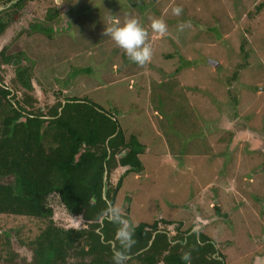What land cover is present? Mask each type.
Segmentation results:
<instances>
[{"label": "rangeland", "instance_id": "1", "mask_svg": "<svg viewBox=\"0 0 264 264\" xmlns=\"http://www.w3.org/2000/svg\"><path fill=\"white\" fill-rule=\"evenodd\" d=\"M177 5L180 16L171 12ZM128 16L148 32L143 65L104 35ZM156 18L167 32L151 29ZM2 50L14 59L0 75L16 100L35 98L45 111L66 97L89 99L145 146L141 173L109 175L111 187L123 176L114 206L132 227L157 221L171 238L194 229L221 248L225 264H264V0H29L0 35ZM17 68L30 90L15 81ZM47 204L56 227H86L56 194ZM42 227L0 215V255L9 249L29 261L24 243Z\"/></svg>", "mask_w": 264, "mask_h": 264}, {"label": "trees", "instance_id": "2", "mask_svg": "<svg viewBox=\"0 0 264 264\" xmlns=\"http://www.w3.org/2000/svg\"><path fill=\"white\" fill-rule=\"evenodd\" d=\"M10 1L0 0V5ZM27 1L18 0L0 12V35L10 22L18 19ZM51 11L45 15L49 23L57 17ZM3 16L8 19L3 20ZM74 16L79 20L81 14L77 12ZM31 30L49 32L37 24ZM4 51L0 52V65H9L14 59ZM15 72V81L30 90L31 80L25 69L17 68ZM15 98L0 75V215L34 219L43 227L24 243L31 253L29 261L17 259L18 255L9 249L0 255V261L3 264H113L112 250L120 247L115 239L118 225L107 220L106 211L109 204H115L123 176L111 187L109 175L116 167H127L124 174L141 173L140 156L145 146L136 135L126 136L114 115L89 99L66 97L43 111L33 107L35 98L26 96L24 101ZM104 172L105 198L102 197ZM4 179L10 181L2 183ZM52 194L57 195L66 212L80 215L86 227L81 230L56 227L47 204ZM189 231L169 238L166 232L157 231V221L133 227L134 243L125 264L160 261L222 264L213 257L214 242L200 231ZM7 244L5 240L2 249Z\"/></svg>", "mask_w": 264, "mask_h": 264}, {"label": "clouds", "instance_id": "3", "mask_svg": "<svg viewBox=\"0 0 264 264\" xmlns=\"http://www.w3.org/2000/svg\"><path fill=\"white\" fill-rule=\"evenodd\" d=\"M182 11L179 5L171 9L175 16H180ZM184 26V23L180 25L181 30ZM151 29L163 34L167 32V25L162 19L156 18L151 22ZM104 35L109 36L118 47L122 48L132 62L143 65L150 61L152 49L147 43L148 32L135 16H128L123 23L110 22L104 28ZM106 218L109 222L118 225L115 239L120 247L112 250L113 264H125L128 260L127 252L134 243L132 224L121 216L118 207L111 204L107 207Z\"/></svg>", "mask_w": 264, "mask_h": 264}, {"label": "flooded vegetation", "instance_id": "4", "mask_svg": "<svg viewBox=\"0 0 264 264\" xmlns=\"http://www.w3.org/2000/svg\"><path fill=\"white\" fill-rule=\"evenodd\" d=\"M120 168H122V167H116L115 169H114V172L117 174V171H120L119 169ZM63 206V205H62ZM64 208V207H63ZM68 213V212H67ZM69 214V213H68ZM69 215H71V214H69ZM73 216V215H72ZM77 216H80V215H77ZM77 216H74V217H77ZM85 223V222H84ZM85 226V225H84ZM70 229H72V228H70ZM81 229H83V228H81ZM81 229H79V230H81ZM73 230H75V229H73ZM157 231L158 232H166L167 233V235H168V237L169 238H171L170 236H169V231H164V230H158L157 229ZM175 232L178 234L180 231H177V229H175ZM191 232H197V231H195L194 229H191L190 231H189V233H191ZM155 235V233H153V235L152 236H154ZM213 241V240H212ZM214 242V241H213ZM174 243V242H173ZM213 246H214V249H215V252H214V254H213V257L215 258V259H217V260H219L222 264H225V257H224V255H223V253H222V251L220 250L221 248H218L217 247V245L214 243L213 244ZM256 251V253H257V250H255ZM219 254H220V256H219ZM163 264L161 261L160 262H158L157 264Z\"/></svg>", "mask_w": 264, "mask_h": 264}, {"label": "water", "instance_id": "5", "mask_svg": "<svg viewBox=\"0 0 264 264\" xmlns=\"http://www.w3.org/2000/svg\"><path fill=\"white\" fill-rule=\"evenodd\" d=\"M17 1H18V0H12V1L6 3V4L0 5V12H2V11H4V10L8 9V8L11 7L13 4H15ZM207 63L210 64V65H212V66H214V67L217 65V63H215V62H213V61H211V60H208ZM105 193H106V172H104V174H103V189H102V197H103V198H105ZM80 217H81V216H80ZM81 218H82V217H81ZM152 238H153V236H152ZM152 238H151V240H152ZM151 240L149 241L148 245L151 244Z\"/></svg>", "mask_w": 264, "mask_h": 264}]
</instances>
